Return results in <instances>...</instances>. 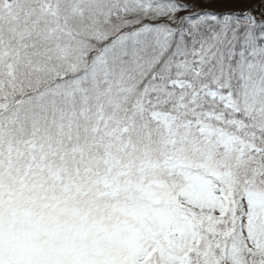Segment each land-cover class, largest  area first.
<instances>
[{
	"label": "snow or ice",
	"instance_id": "snow-or-ice-1",
	"mask_svg": "<svg viewBox=\"0 0 264 264\" xmlns=\"http://www.w3.org/2000/svg\"><path fill=\"white\" fill-rule=\"evenodd\" d=\"M0 264H264V0H0Z\"/></svg>",
	"mask_w": 264,
	"mask_h": 264
}]
</instances>
